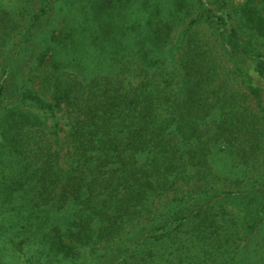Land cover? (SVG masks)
<instances>
[{
    "label": "trees",
    "instance_id": "obj_1",
    "mask_svg": "<svg viewBox=\"0 0 264 264\" xmlns=\"http://www.w3.org/2000/svg\"><path fill=\"white\" fill-rule=\"evenodd\" d=\"M0 264H264V0H0Z\"/></svg>",
    "mask_w": 264,
    "mask_h": 264
}]
</instances>
